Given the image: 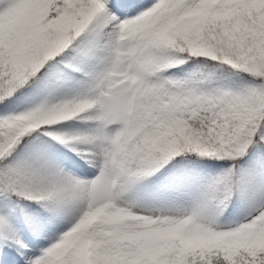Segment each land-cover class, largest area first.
<instances>
[{"label":"snow or ice","instance_id":"obj_1","mask_svg":"<svg viewBox=\"0 0 264 264\" xmlns=\"http://www.w3.org/2000/svg\"><path fill=\"white\" fill-rule=\"evenodd\" d=\"M0 264H264V0H0Z\"/></svg>","mask_w":264,"mask_h":264}]
</instances>
